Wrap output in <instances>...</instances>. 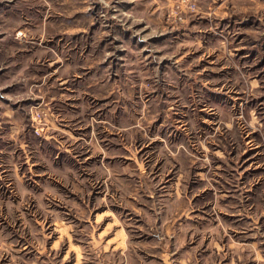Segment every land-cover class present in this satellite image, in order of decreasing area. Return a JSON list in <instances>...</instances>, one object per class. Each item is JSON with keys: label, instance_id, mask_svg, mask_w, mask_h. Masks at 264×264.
<instances>
[{"label": "rangeland", "instance_id": "rangeland-1", "mask_svg": "<svg viewBox=\"0 0 264 264\" xmlns=\"http://www.w3.org/2000/svg\"><path fill=\"white\" fill-rule=\"evenodd\" d=\"M183 210L264 264V0H0V264H105Z\"/></svg>", "mask_w": 264, "mask_h": 264}, {"label": "crops", "instance_id": "crops-1", "mask_svg": "<svg viewBox=\"0 0 264 264\" xmlns=\"http://www.w3.org/2000/svg\"><path fill=\"white\" fill-rule=\"evenodd\" d=\"M185 212L183 210L173 222L162 223V218L161 222L158 218L157 226L146 227L142 224L144 221L142 215L137 213L139 224L115 227L111 236L106 237V241L101 243L103 247L98 249L102 255L110 257L105 264H241L240 257L235 260L227 258L226 243L208 242L205 236L202 240L201 234L194 241L182 240L185 223L189 219L195 220ZM198 228L201 229L199 225ZM159 229L161 235L155 236ZM149 234H152L151 237ZM185 234L188 235L187 232ZM186 238L188 239V236Z\"/></svg>", "mask_w": 264, "mask_h": 264}, {"label": "built area", "instance_id": "built-area-1", "mask_svg": "<svg viewBox=\"0 0 264 264\" xmlns=\"http://www.w3.org/2000/svg\"><path fill=\"white\" fill-rule=\"evenodd\" d=\"M31 120V127L36 135H43L50 128L47 117L39 109L33 111Z\"/></svg>", "mask_w": 264, "mask_h": 264}]
</instances>
